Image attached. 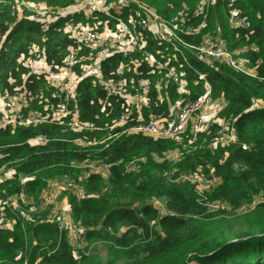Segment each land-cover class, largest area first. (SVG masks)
<instances>
[{
    "label": "trees",
    "instance_id": "trees-1",
    "mask_svg": "<svg viewBox=\"0 0 264 264\" xmlns=\"http://www.w3.org/2000/svg\"><path fill=\"white\" fill-rule=\"evenodd\" d=\"M15 1L21 0H0V95L25 88L32 100L28 108H23L24 112L41 110L42 99L47 100L48 105L66 102L68 111L75 112L79 122L88 128L73 136H67L62 125L47 122L1 128L0 168H11L13 180L19 181L25 176V189L38 195L47 179L74 177L77 172L74 164L96 161L107 165V185L100 173L89 171L85 178L81 177L80 183L86 195L77 198L71 194L67 199L71 218L88 227L87 243L103 241L107 255L102 259L88 248L78 253L73 251L66 230L60 232L55 223L44 217L26 219L12 206L3 208L13 224L0 228V264H264V202L257 203L229 223L224 210L209 212L197 200L193 184L188 181L171 183L164 176L168 163L156 162L153 155L175 149L173 141L142 134H120L134 123L167 116L169 103L177 98L194 100L203 93L206 81L213 100L209 108L217 106L221 99L225 101V106L218 111L221 117L233 121L237 143L226 154L222 149L214 150L208 145L211 139H204L216 130L206 129L196 136L189 152L183 154L176 165L178 170L194 174L201 168L205 173L218 174L221 182L207 192V200L223 202L233 211L264 192V108L249 109L253 100L264 99V0H215L199 18L193 16L196 0H130L150 6L178 26H181V19L186 25L196 26L203 16L201 32L185 36L189 42L198 43L201 35L209 30L213 36L220 35L229 50H236L242 44L254 46L248 57L255 75L236 72L223 64L206 65L186 53L190 66L204 75V81L200 80L179 56H174L178 54L170 46L158 45L152 40L145 50L156 60L166 63V69L175 70L184 82V90L180 93L178 86L167 80L158 94L152 83L166 70L157 73L139 54H115L103 61V78L126 79L134 86L141 79L148 80L147 106L134 108L125 124L109 131V136L116 134L109 138L111 140L83 148L74 145V139L97 142L106 139L102 136L125 111V101L106 95L91 77H82L81 64L73 67L74 75L80 79L73 99L68 101L63 100V94L47 83L43 75L24 68L17 60L21 56L24 59L30 54L33 58L44 57L53 69L63 64L69 48L77 52V60L85 58L88 49L82 46L77 50L76 41L64 33L63 26L69 17L47 27L45 22L34 20L30 13L21 14L29 6L26 3L21 7L23 11L18 9L12 15L10 4ZM26 1L49 7L59 5L55 6L58 8L72 3V0ZM132 6V3L128 5ZM127 11V8L122 10L123 17ZM235 13L244 19L246 27L230 26L229 19ZM96 17L86 21L79 16L74 20L81 18L88 25L103 22L94 28L98 33L105 20L107 27L114 29V21L107 14ZM131 59L139 61L136 72ZM121 65L125 67L118 73ZM71 113L64 119L65 124H69ZM188 133H191L190 125L185 139ZM36 136L47 137V142L30 144L28 140ZM241 143L250 148L242 149ZM137 156L144 158L139 162V169L126 172L124 164ZM12 191L10 195L17 194L20 185ZM151 198L163 200L165 209L174 214H161L148 203Z\"/></svg>",
    "mask_w": 264,
    "mask_h": 264
},
{
    "label": "built area",
    "instance_id": "built-area-1",
    "mask_svg": "<svg viewBox=\"0 0 264 264\" xmlns=\"http://www.w3.org/2000/svg\"><path fill=\"white\" fill-rule=\"evenodd\" d=\"M122 1V4L120 2ZM215 0H196L195 9L193 11V16L195 18L201 17V14L206 10L209 5L213 4ZM23 0L13 2L10 4V12L13 15L21 6L30 9L32 12L36 13L37 16H43L45 18H40L33 16L34 20L39 22L43 21L49 26H53L60 20L69 17L64 23L63 31L70 38L76 41L77 50L84 46L88 49L87 65L84 67L85 73L83 76L91 77L98 86H100L106 95L117 96L125 101V111L120 115L119 120L115 121L113 124L116 126H121L125 124L128 117L131 116L132 110L137 109L135 103L138 102L140 107L147 106L148 103V93L150 91V82L148 80H139V82L134 86L133 84L127 83L126 79H109L106 80L102 76V63L111 56L115 54H123L128 56L131 53L139 54L143 60L154 67L157 73L166 70L163 76L156 78L152 85L155 87L157 93H160L162 87L166 86L167 80L178 86V91L181 93L184 90V82L180 81L179 76L175 73L172 68L166 69V63L156 60L152 54L145 50V47L152 42V40L157 41L158 45H168L171 47L172 51L178 55L192 71L198 74V78L204 81V75L198 73L193 67L190 66L187 60V54H191L195 59L205 62L208 61H218L228 68L248 75L254 76V68H247L246 63L243 60L238 59L232 50H229L226 43L220 38V35L213 36L209 33H204L201 35L198 43H193L185 40L187 35H195L201 32L204 27V17L196 26L186 25L184 20L181 19V26L177 23L166 20L164 17L159 15L150 6L142 3H132V7H128L131 3L128 0H72V3L68 4L63 8H51L44 5H35L26 3ZM128 9L123 17L122 10ZM114 13L111 14L110 12ZM97 14L108 15L112 21H114V29H109L107 23L104 21V27L101 32L98 33L94 28L103 24L101 21L93 23V25H88L83 23L81 18L79 20H74V17H82L84 20H91L97 18ZM126 19V20H125ZM231 27H246V22L244 19L239 17L237 13L229 19ZM36 49L33 50L35 52ZM18 62H20L24 68L30 70L31 73L37 75H43L47 83L53 86L63 94V100L68 101L69 96L62 92L63 84L69 80L73 73V67L78 63L77 52L69 48L66 57L63 60L61 66H54L53 69L48 66L44 60V57L33 58L27 56L25 59L23 56L19 57ZM169 60V59H167ZM42 61L45 64L46 69L34 70V63ZM134 65L133 71L136 72V68L139 65V61L131 59ZM207 65V64H206ZM137 66V67H136ZM125 66L121 65L118 67V73L123 71ZM127 71H130L127 68ZM80 79L77 76V80ZM132 83V82H131ZM32 97L30 92H27L25 88H17L12 92H4L0 95V129L7 126H36L40 123H51V124H64V119L69 116L71 111L67 109V103L60 102L59 104L50 105L49 111L41 114L36 112H24L23 108L31 102ZM213 100L210 96V85L204 81L203 93L196 97L194 100L189 101L184 98H177L171 103H169V113L167 116H154L146 122H137L128 127L124 128L122 133L130 134H142L149 136L153 139H168L175 143V152L177 156H181L184 151L185 145V131L190 125L191 132H198L204 126L205 120L203 114L209 109ZM225 106V101L223 99L219 100L217 103V111ZM139 107V108H140ZM264 108V99H255L252 101L249 109ZM174 112V113H173ZM71 128H76L78 130L83 128H88L85 124H81L76 117V113H71L69 118V124ZM110 135V136H115ZM109 136V137H110ZM47 137L36 136L28 140L30 144H42L47 142ZM107 139V138H106ZM230 140L235 145L237 143L236 134L233 128V121L230 119L225 120V125L220 126L216 133L211 139L213 144L219 142H225ZM236 141V142H235ZM87 144H95V141L88 140L85 141ZM98 142H101L100 140ZM104 142H101L102 144ZM232 145V146H233ZM240 147L242 149H249L245 143H241ZM167 152V151H166ZM165 153V152H164ZM161 159L163 161L168 159V154H163ZM135 160L124 164L126 172L133 171L135 168ZM93 163V161L89 162ZM109 172V171H108ZM0 173L3 176L9 174L8 170L3 167L0 168ZM88 175V174H87ZM83 176L84 178L87 176ZM185 180L193 184L194 192L196 193L197 200H199L209 212H217L223 206H227L225 203L220 201H208L207 192L213 190L220 184L221 178L219 175L211 172L207 175L203 174H190L185 177ZM26 180L22 183L24 184ZM63 189H70L73 196L80 198L86 195L84 188L79 185L77 187L73 181H67L60 184L48 183L46 189L41 193L40 199L43 205L47 208L48 214L47 219L56 224L58 230L67 232L69 243L71 248L75 252H82L84 248L80 251H76L84 245L86 241V236L88 232V227L82 225L71 218V211L67 213L68 217H63L60 208L54 203V198L56 194ZM261 196V194L254 195L249 204L255 206L257 203L264 201H256L254 197ZM13 200H19L25 203L27 196L24 190H20L17 194L8 195L5 202H10ZM154 208L158 209L161 214H171L174 212L165 209L164 201L151 198L148 200ZM3 205H0V228H9L6 214L3 211ZM251 208V207H250ZM154 221H151L153 224ZM195 264V263H191Z\"/></svg>",
    "mask_w": 264,
    "mask_h": 264
},
{
    "label": "rangeland",
    "instance_id": "rangeland-1",
    "mask_svg": "<svg viewBox=\"0 0 264 264\" xmlns=\"http://www.w3.org/2000/svg\"><path fill=\"white\" fill-rule=\"evenodd\" d=\"M23 1L26 2V3H29L26 0H23ZM109 1H115V0H109ZM128 1H130V0H128ZM130 2L131 3H135L134 1H130ZM120 4H122V1L120 2ZM55 6H59V5H54L51 8H58V7H55ZM21 11H23V9H21ZM24 12L30 13L31 16H34L32 11L30 9H28V8L25 9V11H23L21 14H24ZM38 17L45 18L43 16H38ZM206 33H209L211 35L214 34V33H212L209 30ZM253 49H255L254 46L242 44L236 50H232V51L234 52L235 56L238 59L243 60L246 63L247 68L250 69V68H254V67H253V65H252V63L250 61V58L248 57V53L250 51H252ZM87 63H88L87 58L83 57V58H80L78 60L77 65L79 66V64H81V75H84V73H85L84 67H86ZM205 63L207 65H216V64L219 65V64H222L221 62H218V61H208V62H205ZM39 70H41V68H39ZM76 83H77V76L76 75H71L69 80H67L63 84L62 92L64 94L68 95L69 98H70L72 96L73 92H74ZM35 99L39 100L36 97H35ZM46 102H48V101L42 99V103H44L43 108L41 110H39L38 112H36V113H40L41 112V114H42V113H44L46 111H49L50 105L46 104ZM135 106L137 107V109H139V107H140L138 102L135 103ZM28 107H29V105L26 106L25 108H28ZM217 108L218 107L215 104V106H213L212 108H209L210 111L208 113L206 112L205 114H203V118L205 120V123H204V126L201 128L200 131L188 133V135H187V137L185 139L184 151L182 152V155L180 157L177 156V154L175 152V149H170L167 152L163 153V154H168V159L165 160L164 162L168 163L169 167L167 166V170L164 173V176L169 178L168 179L169 182L171 181V183H176V184L177 183H182V182H187L185 180V177L189 176L191 174V172H184V171L182 172V171L178 170L176 165L182 160L183 154L189 152L190 146L195 141L196 136L199 135V134H203L206 129L213 128L214 130L217 131L220 126H224L225 125V120H227V119H225V118L220 116V112L217 111ZM139 119L141 120V118H139ZM61 125L65 129L64 133L67 134V136H73L74 133L83 132L84 131V129L78 131V129H76V128L73 129L71 127H68V125L65 124V123L61 124ZM111 125L112 126L109 127V129L107 131H105L103 136H102V137L106 136L107 139H102V140H100L101 142H107V141L111 140L109 138H111L112 136L109 137V134H110L109 131L113 130L116 127V125L113 124V123ZM106 132H108V133H106ZM213 135H214V132L209 134V135H206L204 141H207L208 138L212 139ZM89 138H94V137H89ZM101 142L95 141V144H87L85 142V140H83L82 138H75L74 141H73V144L78 146V147H80V148H83V147H90L92 145L98 146ZM233 144L234 143L231 142L230 140H227L225 142L224 141L223 142H219V143H216V144H212V141H211V143H210V141L208 142L209 147L211 145L214 150L215 149L216 150L222 149L224 154H226L228 152V149L232 148ZM163 154H162V157L164 156ZM153 159L156 162H162L163 161V159H161V154L153 155ZM133 160L136 161L135 162L136 163L135 164V168H134L133 171H137L139 169V162H143L144 158H142L141 156H137V157H134ZM74 166H75V169L77 170V172L75 174L76 177L74 176V177H61V178L47 179L44 188L42 189V191L38 195L30 194L25 189L24 184H22V182L24 180H26L25 176H21L20 180L17 181V179H15V180L12 179V175L11 174L3 176L0 173V204H3V206H4L3 208H8V207L12 208V205L15 206L16 208H18L19 212H21L24 215V217H26V218H29V216H35V217L38 216V217H44L46 219L48 211H47V208L43 205V203H42V201L40 199V195L46 189V186H47L48 183H50V184L51 183H55V184L62 185L63 183H65L67 181H73L75 183V185L77 187H79V185L81 183V180H82L81 177H83L85 174L87 175L88 172L91 171V170H93V171L94 170H98L99 172H101L102 176L104 177L105 184L107 185V180H108V176H109L108 166L107 165L100 164V163H98L96 161H93L92 164L88 163L87 161H84L82 163L74 164ZM4 167L5 166H3V168ZM7 169H9V168H6L5 170H7ZM10 170H12V169L10 168ZM10 170H8L9 173L11 172ZM195 172L198 173V174H203V175H207L208 174V173H205L201 168H198ZM216 175H218V174H216ZM173 177H175L174 180L172 179ZM19 182H20V184H19ZM19 185H20V190H24L25 192H27L26 193V195H27L26 202L22 203L19 200H13V201H10V202H5L6 197L8 195H10L9 192L10 191L13 192L12 190L17 189V186L19 188ZM12 194H16V193H12ZM71 194H74V192H71L70 189L60 190L59 193L54 198V201H56V200L60 201L62 199H66V201H67L68 196L71 195ZM259 194H261V196H256V197H254V199L256 201H264V192H260ZM250 207H252L251 204L247 203L245 205H242L239 209H236L235 211L231 210L229 208V206H223L220 210H224L227 213L226 218L229 221V223H232L233 221H235L234 220L235 217H237L238 215L242 214L243 212L248 210ZM104 244L105 243L103 241H95V242H91V243H87V241H85L84 245L82 247H80V248H77L76 251H80L81 248H88L89 252H95V253L99 254L102 259H105L106 255H107V249L105 248Z\"/></svg>",
    "mask_w": 264,
    "mask_h": 264
},
{
    "label": "crops",
    "instance_id": "crops-1",
    "mask_svg": "<svg viewBox=\"0 0 264 264\" xmlns=\"http://www.w3.org/2000/svg\"><path fill=\"white\" fill-rule=\"evenodd\" d=\"M34 70H36V69H38V68H42V69H46V66H45V64L44 63H42V61H38V62H35L34 63ZM36 68V69H35ZM74 95H75V93L73 92V94H72V96L70 97L71 99H73V97H74ZM206 112H208L207 110H206ZM91 171H93V170H91ZM95 172H98V173H100L101 174V172H99L98 170H94ZM9 174H11V172L9 173ZM102 175V174H101ZM104 178V177H103ZM59 193V192H58ZM57 193V194H58ZM56 194V195H57ZM56 197V196H55ZM59 208H60V210H61V213H62V216L63 217H68V215H67V213H68V211H69V203H68V201H66V199H62V200H60V201H55L54 202ZM1 205V204H0ZM3 205V204H2ZM5 205V204H4ZM13 206V205H12ZM13 208L14 209H17L18 210V208H16L15 206H13ZM24 216V215H23ZM6 218H7V222H8V226L10 227V226H12V224H13V220L11 219V218H8L7 216H6ZM26 218V217H25ZM26 219H29V218H26Z\"/></svg>",
    "mask_w": 264,
    "mask_h": 264
}]
</instances>
